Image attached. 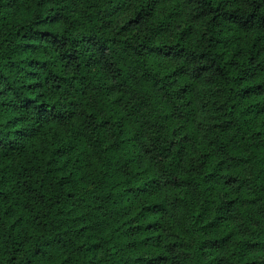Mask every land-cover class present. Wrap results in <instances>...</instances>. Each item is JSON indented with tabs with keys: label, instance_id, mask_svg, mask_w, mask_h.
Returning <instances> with one entry per match:
<instances>
[{
	"label": "trees",
	"instance_id": "trees-1",
	"mask_svg": "<svg viewBox=\"0 0 264 264\" xmlns=\"http://www.w3.org/2000/svg\"><path fill=\"white\" fill-rule=\"evenodd\" d=\"M14 1L0 264H264V0Z\"/></svg>",
	"mask_w": 264,
	"mask_h": 264
},
{
	"label": "rangeland",
	"instance_id": "rangeland-1",
	"mask_svg": "<svg viewBox=\"0 0 264 264\" xmlns=\"http://www.w3.org/2000/svg\"><path fill=\"white\" fill-rule=\"evenodd\" d=\"M10 11L12 12L15 20H22L28 17L30 9H25V7L19 4V0H17L16 2H11Z\"/></svg>",
	"mask_w": 264,
	"mask_h": 264
}]
</instances>
